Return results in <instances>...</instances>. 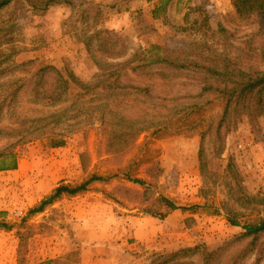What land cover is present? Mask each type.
I'll use <instances>...</instances> for the list:
<instances>
[{"label": "rangeland", "instance_id": "rangeland-1", "mask_svg": "<svg viewBox=\"0 0 264 264\" xmlns=\"http://www.w3.org/2000/svg\"><path fill=\"white\" fill-rule=\"evenodd\" d=\"M32 1L38 3L37 0H12L0 10V39L4 42L0 45V62L4 68L0 76V101L11 93L16 83L33 82V74L43 64L56 65L68 78L74 74L88 81L100 71V63L113 60L105 52L111 46L117 51L125 50L126 56L153 44L182 46L193 36L184 18L188 11L191 21L198 19L200 23L207 16L209 25L215 29L223 23L235 34L236 45L250 44L252 49H260L264 42L261 24L240 22L233 13L232 0H166V3L164 0H71L52 4L45 10L40 4L34 6ZM157 5L160 10L155 13ZM258 30L255 36L250 35ZM259 53L253 55H259L257 65L264 69V57ZM150 72L147 67L141 68L124 80L154 83L158 86L154 93L158 95L199 91L191 78L182 77L167 84ZM76 90L74 87L73 91ZM19 98L14 109L6 106L0 114V127L17 125L18 116L37 117L54 109L35 103L30 93H23ZM208 107L211 110L207 115L211 120L217 119L221 110L218 101L209 103ZM61 130L66 136L60 153L53 151L52 148L59 146L52 145L51 137L36 138L16 147V168L0 171V210L5 211L4 218L14 225L9 230L13 237L9 238V248L12 241L16 243L14 264L17 263L18 230L33 232L27 242L29 263L69 253L80 259L83 254L97 256L104 253L100 247L104 239L117 241L110 235L119 219L121 222L122 218L141 215L165 219L172 213L174 210L161 218L143 210L159 195L173 199L180 206L173 218L176 228L165 225V234L156 243H147V248L141 246L129 264H157L159 254L197 245L201 248L195 253L189 252L183 259L197 262L199 258L206 264L205 251L215 250L224 263L252 240V237H242L245 230L233 225L228 215L234 212L251 217L264 215V203L245 208L237 200L239 196L255 194L264 197V115L256 120L245 116L236 129L225 135L221 153L216 152L211 135L206 136L203 144L198 132L164 134L148 130L127 154L115 156L105 151L97 122L81 123L71 130L63 126ZM11 140L0 136V150ZM63 159H66L65 165ZM92 174L107 179L93 181L87 190L77 194L76 200L85 203L81 212L74 209L78 212L74 214L69 209L74 206V200L68 196L59 204L61 198L48 204L43 213L29 214L52 191L50 186L57 183L75 186ZM235 175L240 179L241 188ZM136 177L146 183L131 180ZM147 197L149 200L144 201ZM197 204L200 206L192 207ZM155 209L162 210L164 206L158 204ZM262 240L264 235L256 244ZM248 250L244 262L253 264L256 255Z\"/></svg>", "mask_w": 264, "mask_h": 264}, {"label": "trees", "instance_id": "trees-1", "mask_svg": "<svg viewBox=\"0 0 264 264\" xmlns=\"http://www.w3.org/2000/svg\"><path fill=\"white\" fill-rule=\"evenodd\" d=\"M12 0H0V10L7 7ZM31 1V0H30ZM166 3V0H164ZM234 15L242 23H260L264 31V0H232ZM33 2V1H32ZM42 10L50 5L71 0H37ZM160 6L154 8L158 13ZM200 10V9H199ZM193 11V10H191ZM232 13V12H231ZM191 12L184 15L193 34L184 45L167 47L153 44L144 50H137L126 56V51H117L111 46L106 52L112 61L100 63V71L91 80L83 81L74 74L66 77L60 68L53 64H43L33 74V82L16 83L11 93L0 101V114L6 106L14 109L23 93H30L38 104L54 107L53 111L37 117L18 116V124L13 127H0V136L11 138L9 145L0 150V171L14 169L18 166L16 147L33 139L51 137L53 146H61L65 142L68 130L81 123L97 122L100 126L105 151L115 156H123L133 147L139 136L148 131L175 134L182 132L200 133L203 139L212 136L216 152L221 153L225 135L237 128L245 116L256 120L264 115V69L257 65L254 52L264 57V42L260 49L241 47L234 43L235 34L223 23L212 28L208 17L199 23L191 21ZM260 30L250 33L255 36ZM5 39V38H4ZM7 39L5 42H8ZM250 39L247 43L251 42ZM4 43L0 39V45ZM90 46V45H89ZM0 76L4 73L1 67ZM151 71L150 75L161 78L164 83H174L182 77L191 78L198 85L199 91L192 94L158 95L154 91L158 87L154 83H135L124 80L132 72L141 68ZM77 88L76 92L73 88ZM1 89V87H0ZM218 101L221 110L218 117L211 120L207 113L211 110L209 103ZM202 151V148H201ZM203 152V151H202ZM201 152V155H202ZM87 168V164H84ZM204 170V165L201 166ZM239 188L242 184L235 175ZM107 177L92 174L81 184L71 186L60 184L52 189L39 203L31 208L29 214L42 212L48 204L54 203L63 195L74 196L88 189L93 181H103ZM134 182L145 184L142 178H131ZM259 197L261 200H259ZM149 200L145 198L144 201ZM245 208L253 204L264 203L261 194L239 196ZM164 206L156 210V205ZM200 205H194L196 208ZM180 208L173 199L159 195L151 206L143 210L152 216L164 218L171 211ZM5 211L0 210V229L12 230L14 225L5 218ZM228 220L235 226H241L245 232L242 237H252L248 245L238 253L220 262L215 250H206V264H245L247 250L255 253L253 264H261L264 259V240L257 243L264 235V215L251 217L246 213L234 212ZM19 245L16 264H81L80 257L73 253L49 258L37 263H29L27 259V242L32 231H17ZM201 247L183 248L170 254H159L157 264H202L198 261L185 260L189 252L195 253ZM248 250V251H249Z\"/></svg>", "mask_w": 264, "mask_h": 264}, {"label": "crops", "instance_id": "crops-1", "mask_svg": "<svg viewBox=\"0 0 264 264\" xmlns=\"http://www.w3.org/2000/svg\"><path fill=\"white\" fill-rule=\"evenodd\" d=\"M52 149L56 153H60L63 147L59 146ZM57 161L59 162L62 160L57 159ZM57 161L55 160V162ZM65 162L66 159H63L64 165ZM21 166L22 165L19 161V169ZM17 169H15V171ZM59 184L60 183L52 185L49 189L51 190ZM67 197L68 195H63L61 198L62 200H60L58 204L62 201H66ZM72 198L74 200L72 201L74 206L72 207L71 205L69 209H72L74 214L78 213L74 211V209H78L77 211L81 212L82 209H84L83 206H85L84 201L82 202L80 200H76L79 198V195L72 196ZM77 202H80V204L76 205ZM44 211L38 213H43ZM176 215H178V210H174L165 219H157L147 215L122 218L123 220H121V222L119 219L117 227L113 228L114 231L110 235L112 239L120 241L119 243L116 241L118 245H116V242H108L104 239L102 243H100L101 250H103L104 253L97 256H87L83 254V257H81V264H129V262L133 261V254L138 253L137 251H139L140 248L143 246L147 248V243L150 241L156 243L158 237H160V235L165 232V225L167 228L169 225H172L173 228H176L177 222L173 221V218ZM9 238H13L10 235V232L0 229V264H14L15 262L16 243L14 244L12 241L11 248H9ZM156 246H158V244ZM126 250H129V252H126ZM113 252H117V254H113Z\"/></svg>", "mask_w": 264, "mask_h": 264}]
</instances>
